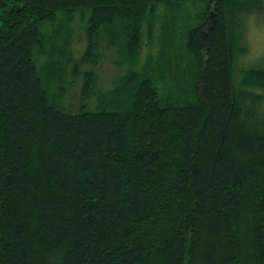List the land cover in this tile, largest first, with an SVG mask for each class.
<instances>
[{
    "label": "trees",
    "instance_id": "16d2710c",
    "mask_svg": "<svg viewBox=\"0 0 264 264\" xmlns=\"http://www.w3.org/2000/svg\"><path fill=\"white\" fill-rule=\"evenodd\" d=\"M263 9L0 0V264H264V66L236 67ZM80 11L85 60L103 34L131 65L157 24L171 92L130 69L97 109H66L50 33Z\"/></svg>",
    "mask_w": 264,
    "mask_h": 264
},
{
    "label": "rangeland",
    "instance_id": "374dc122",
    "mask_svg": "<svg viewBox=\"0 0 264 264\" xmlns=\"http://www.w3.org/2000/svg\"><path fill=\"white\" fill-rule=\"evenodd\" d=\"M259 15L246 18L242 28L241 37L247 51L237 58L236 67L238 69L264 66V9ZM87 16L84 11L76 12L69 21V27L64 26V22L58 19L60 26L55 32L50 33L51 39H53L51 42L53 48L48 54L54 55L53 64L61 67V72L57 73L59 75L57 84L62 86L61 102L66 109L77 111L80 106L97 109L101 105L98 94L110 89L112 82L130 69L135 74L144 72L150 74L157 84L159 93L171 92L168 80L163 75L154 74V69L157 66L155 60L159 51V34L161 33L158 32L160 29L159 26L156 27L157 24L152 31L149 27L144 28L143 41L138 55L131 65L129 61H126L127 59H124L126 57L121 53L119 55L116 47L108 44L103 34L99 35L95 50L87 55L85 60ZM189 16V12L180 11L168 19L171 22L177 21L178 24H182ZM86 72L92 78L88 96L82 94V83Z\"/></svg>",
    "mask_w": 264,
    "mask_h": 264
}]
</instances>
